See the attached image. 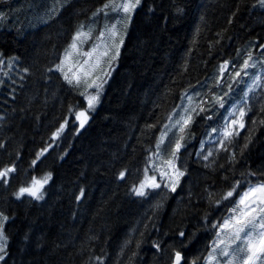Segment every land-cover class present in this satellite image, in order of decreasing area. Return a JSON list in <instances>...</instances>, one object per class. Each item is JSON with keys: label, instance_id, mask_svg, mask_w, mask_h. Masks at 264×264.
Instances as JSON below:
<instances>
[{"label": "trees", "instance_id": "trees-1", "mask_svg": "<svg viewBox=\"0 0 264 264\" xmlns=\"http://www.w3.org/2000/svg\"><path fill=\"white\" fill-rule=\"evenodd\" d=\"M37 2L0 0V171L15 168L7 183L0 180V212L9 217L0 264H173L177 251L183 264H205L217 236L213 224L249 183L264 181V88L253 92L239 135L223 141L227 151L210 146L252 78L235 72L249 52L251 62L264 58V7L258 0H142L101 102L79 128L72 115L86 107L85 86L69 85L55 66L81 25L93 29L83 44L88 50L120 15L93 16L105 0H69L40 20ZM199 87L189 105L185 93ZM180 105H189L192 122L173 161L184 175L172 191L154 169L171 149L167 143L159 157L154 152ZM178 127L169 139L181 135ZM148 172L162 183L138 196L133 188ZM48 174L43 199L17 198ZM237 182L236 194L221 200Z\"/></svg>", "mask_w": 264, "mask_h": 264}, {"label": "snow or ice", "instance_id": "snow-or-ice-1", "mask_svg": "<svg viewBox=\"0 0 264 264\" xmlns=\"http://www.w3.org/2000/svg\"><path fill=\"white\" fill-rule=\"evenodd\" d=\"M142 0H105V3L101 8L96 9L93 13V16L104 14L105 17L108 16L109 12L117 13L121 16V20L130 21L132 14L135 10L141 5ZM258 3L261 7H264V0H258ZM0 19H3V14H0ZM120 24V20H117L116 23L112 25H104L103 30L95 36V41L92 44L91 48L87 52L81 50V46L86 43L88 40L93 39L92 32L93 29L89 27L88 31H84V25H81L80 28L76 31L72 37V42L69 47L64 52V57L60 63L55 67L56 70L63 73L64 80L67 81L69 85L79 86L81 83L85 86V91L81 95L86 96L87 107L84 111H76L74 113L75 119L80 121L79 127L83 128L87 120L89 119L88 111H92L95 108V105L99 102L100 91L103 87V82L97 83L98 80H101L100 75H95L97 70L103 73V69L100 68L102 63V58H107V63L109 66L111 62L114 61L119 55V47L123 44V38L120 36L119 29L117 25ZM124 27H127V24H124ZM112 53L109 55V53ZM74 54L76 59L74 60ZM252 61V54L248 53V59L244 60L240 71L235 73L236 77L241 76V72L244 75H249L246 71L249 68H255L256 62L249 63ZM228 62L220 65V71L223 72L227 68ZM27 72V69H24ZM51 71V69H49ZM107 75V73H103ZM90 81V82H89ZM261 77L258 75H253L252 84L248 88V92L253 91L255 88L261 87ZM95 86L96 92L94 94H89L87 89ZM247 92L245 97H247ZM188 104H192V97L185 93ZM217 103H220V100H217ZM221 106H223L221 104ZM244 107H248L247 103H244ZM239 108V119L233 118L230 122L231 126L226 123L225 129L222 133L224 139H228L231 142V138L239 135V131L236 130L237 126L240 129L245 127L243 117L246 115L244 108ZM237 108H234L230 116L235 117L237 115ZM203 111L204 109H200ZM250 110V109H249ZM264 110V109H262ZM195 111V109H191ZM183 113H188V115H179L174 121L172 120L173 116H177L176 112H173L169 116V122L163 125V130L160 133L159 140L155 146L154 155L157 157L160 156L161 144L164 143L165 139L168 138L169 132L178 127V132L181 134L177 136L173 133L171 139L168 140V147L171 149L168 151L170 159L162 160V165H167L169 168L173 169L172 173L161 171L160 175L162 177L167 176L170 183L166 185L170 187L172 191H175L176 184L179 182V177L184 175V172L180 171L175 167L173 161L178 159L177 153L180 151L184 144L181 142L184 140V133L188 125L192 122V116L188 107L182 109ZM211 117H209L210 119ZM3 117H0L2 120ZM67 121H65V124ZM264 123V121H261ZM65 124H62L54 133L53 137L59 138L61 133H63ZM213 131H216L213 129ZM174 142V147H173ZM2 146V145H0ZM222 148H224L223 141H221ZM247 147V144H245ZM42 150L39 155H43L44 151ZM227 151V148H224ZM212 152L209 151L204 159H207L208 156H211ZM151 162V158H150ZM36 161H33L35 164ZM159 167V166H158ZM15 171V168H4L0 171V180H3L7 183V177L11 172ZM148 169L145 168V172ZM125 172H120L119 177L123 179ZM175 178V179H173ZM51 179V174L44 176L43 178L37 179L33 178L31 185L29 187H22L15 194L17 198H20L25 193L34 199H43L42 188L48 181ZM146 187L159 188L160 184L156 182L155 176L148 177L145 176L144 180L140 182L138 187L133 188V192L138 196L145 195L144 189ZM239 187V182L234 184L232 188L227 191L222 197L221 200H229L236 194V190ZM83 195V192H81ZM219 202V201H218ZM232 207L230 208V215L227 217H222V222H217L213 224V228L217 229L216 235L217 240L213 241L212 251L208 256V264H212L213 261H216L217 264H220L219 258L226 257L227 259L222 262V264H264V181H258L255 184L249 183L247 189L242 191L238 198L231 201ZM9 220L7 215L0 212V261H4L5 256L7 255L8 247V236L5 233V224ZM181 236L184 235L183 232L180 233ZM235 245V247H233ZM159 248V245H156ZM183 257L179 251L174 254V264H181ZM96 260H100V257H96ZM102 264V262H101ZM192 264H196L195 261Z\"/></svg>", "mask_w": 264, "mask_h": 264}, {"label": "rangeland", "instance_id": "rangeland-1", "mask_svg": "<svg viewBox=\"0 0 264 264\" xmlns=\"http://www.w3.org/2000/svg\"><path fill=\"white\" fill-rule=\"evenodd\" d=\"M69 0H38V2L36 3V4H34V6L35 7H37V8H43V9H39V11L37 12V14H38V18H40V20H43V15H44V13H45V11L46 10H50V11H52V12H58V10H60L67 2H68ZM133 15V14H132ZM132 17V16H131ZM118 20H120V24H118L117 25V27H118V29H119V33H120V36H122V38H123V40H124V37H125V35H126V31H127V27H128V24H129V22L130 21H125V20H121V16L118 18ZM114 23H116V22H114ZM113 23V24H114ZM124 24H127V27H124ZM121 46L122 45H120V47H119V52H120V49H121ZM81 50L83 51V52H87V51H89L90 49H88V50H86V49H84V45H82L81 46ZM112 53L110 52L109 53V55H111ZM16 59H17V57H15V56H11V57H8L7 58V60H8V63L11 65V67L12 68H14L15 66H16ZM73 59L75 60L76 59V56H75V54H74V57H73ZM117 59V58H116ZM115 59V60H116ZM115 60L114 61H112L111 62V65L109 66V64L106 62L107 61V58H102V63H101V65H100V68H102L103 69V73H107V75H104L103 73H101L100 71H99V69L97 70V72L95 73V75H100L101 76V80H98L97 81V83H101V81H104L103 82V87H102V90L100 91V97H99V102L95 105V108H94V110H92V111H88V116H89V119L87 120V122L85 123V125L84 126H86L87 125V123L89 122V120L91 119V116H92V114L96 111V109L98 108V106H99V104H100V102H101V99H102V96H103V92H104V90H105V86H106V81L111 77V74H112V69H113V67H114V62H115ZM254 62H256V67L255 68H249V69H247L246 71L249 73V75H244V73H243V75H241L239 78H242V76H248V77H253V75L255 74V75H258V76H260L261 77V81H260V83H261V87H258V88H264V58L263 57H257L256 59H254ZM249 63H252L251 61H249ZM236 73V72H235ZM242 73V72H241ZM235 75V74H234ZM244 80V79H243ZM90 82V81H89ZM108 82V81H107ZM252 84V78H251V80H250V82L247 84V86H246V89H245V91H244V93H243V97H244V99H243V101L242 102H240V104H238L241 108H244V111H245V113H246V109L247 108H245L244 107V103L246 102L247 103V105H248V102L250 101V98H251V96H252V94H253V92L254 91H256L258 88H255L253 91H251V92H248V88H249V86ZM96 92V88H95V86H93L92 88H90L89 90H88V93L89 94H94ZM202 91H201V87H199L198 89H194V90H192L191 91V93L189 94V96H191L192 97V101H194V100H196V98L199 96V94L201 93ZM248 93L247 94V97H245L244 95H245V93ZM189 93V92H188ZM187 93V94H188ZM242 97V98H243ZM231 98H233L234 99V101H237L238 99H239V97L236 95V94H233V95H230V99ZM241 98V99H242ZM183 103V102H182ZM182 105V104H181ZM178 106V108H177V110L175 111L176 113H177V117L176 118H178V116L179 115H181L183 112H182V109H183V106ZM86 107H87V101H86ZM86 107L84 108V109H80V110H77V111H84L85 109H86ZM185 107H188L189 108V105H186ZM236 107V105L234 106H232L231 108H230V113L232 112V110L234 109ZM237 108V107H236ZM190 109V108H189ZM76 112V111H75ZM74 112V113H75ZM238 112H239V108H237V115L235 116V117H233V116H230V115H228V118H227V124L229 125V126H231V124H230V122H231V120L233 119V118H235V119H239V115H238ZM74 113H73V115H72V118H73V120H74V122H76L77 124H78V126H79V124H80V121H78V120H76L75 119V115H74ZM184 115H185V113H184ZM172 120L174 121L175 119H174V116L172 117ZM243 120H244V117H243ZM68 122H69V120H67V123L65 124V122L63 123V124H65V128H64V131H63V133L66 131V129L68 128ZM170 123V122H169ZM226 123H225V126H226ZM225 126H222L221 128H222V130H221V132H220V135H219V137H218V140H216V138H213L211 141V143H210V146L212 147V148H214V149H217V148H220L221 146V141H224V140H227V139H224L223 138V136H222V133H223V131H224V129H225ZM233 127H235L236 128V130L237 131H239L240 130V128L238 127V125L237 126H233ZM79 128H81V127H79ZM175 129V128H174ZM173 130V129H172ZM172 130L169 132V134H168V138H166L165 139V141H164V143L163 144H161V148L163 149V146L165 145V144H167L168 143V140H169V137H170V134H171V132H172ZM63 133H61V135L63 134ZM60 135V136H61ZM59 136V137H60ZM59 138H53V142L51 143V147L55 144V142L58 140ZM50 146H49V149H50ZM160 152H161V150H160ZM170 159V158H169ZM162 160H167V159H162ZM162 160H158L157 162H156V164L154 165V169H156V170H158V171H165V172H168V173H172V171H173V169H171V168H169L167 165H162ZM154 164V163H153ZM174 164H175V162H174ZM153 166V165H152ZM159 166V167H158ZM175 167H176V164H175ZM177 168V167H176ZM178 169V168H177ZM159 175H160V173H159ZM146 176H148V177H153V176H155V178H156V182L157 183H159V184H161L162 182L159 180V177H158V175L157 174H153V175H151L150 174V172H148L147 174H146ZM161 176V175H160ZM162 177V176H161ZM163 179H167L168 177L167 176H164V177H162ZM181 177H179V179H180ZM38 179H40V178H38ZM173 179H175V178H173ZM49 182V181H48ZM252 184H255V183H252ZM46 185V184H45ZM45 185L43 186V188H42V194H43V196H44V187H45ZM177 185V184H176ZM29 187V186H28ZM150 188H152V187H146L145 189H144V191H145V193H147L148 192V190L150 189ZM247 189V188H246ZM245 189V190H246ZM245 190H243V191H245ZM25 195H27L26 193H25ZM230 215V211H229V213H228V215L227 216H229ZM226 216V217H227ZM215 240H217V236H216V238H215ZM233 247H235V245H233ZM212 248H213V245H212ZM212 248H211V251H212ZM210 251V252H211ZM209 256V255H208ZM227 258L226 257H223V258H219V260H220V264H222V262L224 261V260H226ZM205 264H208V257H207V260H206V262H205ZM212 264H217V262L216 261H213L212 262Z\"/></svg>", "mask_w": 264, "mask_h": 264}, {"label": "water", "instance_id": "water-1", "mask_svg": "<svg viewBox=\"0 0 264 264\" xmlns=\"http://www.w3.org/2000/svg\"><path fill=\"white\" fill-rule=\"evenodd\" d=\"M181 255H182V254H181ZM182 257H183V255H182ZM183 260H184V259H182L181 264H183ZM173 264H174V262H173Z\"/></svg>", "mask_w": 264, "mask_h": 264}]
</instances>
